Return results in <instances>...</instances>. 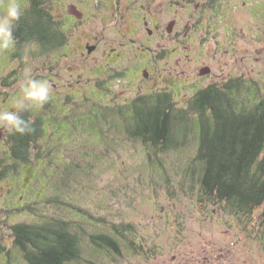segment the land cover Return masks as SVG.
Masks as SVG:
<instances>
[{
    "label": "rangeland",
    "instance_id": "1",
    "mask_svg": "<svg viewBox=\"0 0 264 264\" xmlns=\"http://www.w3.org/2000/svg\"><path fill=\"white\" fill-rule=\"evenodd\" d=\"M194 1L148 0L143 8L138 5L142 14L150 11L166 22L178 19L177 30L166 36H149L144 24L133 30L132 10L122 8L115 19L106 7L83 6L82 27L70 33L67 54L58 60L40 58L30 47L19 64H8L19 78L30 69L33 77L42 75L50 83L51 99L44 110L54 126L41 138L42 148L32 154L31 165H16L6 138L1 142L0 163L8 167L0 181V245L6 247L0 246V264H28L15 249L11 224L34 219L32 211L65 217L82 214V209L96 218H83L89 233L113 223H132L134 240L144 252H135L124 240L122 254L115 255L92 247L83 236L84 259L74 264H194L204 263L206 255L205 264H264L260 211L251 217L232 211L207 197L190 174L199 144L196 115L191 114L186 142L167 152L132 138L116 115L118 105L152 89L172 91L178 107L188 110L198 88L223 84L229 77L253 81L252 90L238 93L241 102L254 104L264 96V0H236L235 7L220 9L214 26L209 19L201 26L195 22ZM96 37L99 50L83 54L82 44ZM144 44L151 49L141 53ZM166 48L171 54H162ZM5 61L0 54V68ZM130 64L134 75L128 72ZM206 66L212 69L209 77L201 73ZM108 83L113 88L109 94ZM108 105L112 115L100 121L95 114L100 117ZM22 206L32 211L15 208Z\"/></svg>",
    "mask_w": 264,
    "mask_h": 264
},
{
    "label": "trees",
    "instance_id": "2",
    "mask_svg": "<svg viewBox=\"0 0 264 264\" xmlns=\"http://www.w3.org/2000/svg\"><path fill=\"white\" fill-rule=\"evenodd\" d=\"M48 19L45 14L42 26L35 29L37 33L53 34ZM29 33L33 35L31 30ZM234 78L198 90L188 110L178 107L172 91L160 90L137 96L125 103L120 113L128 135L157 152L179 148L186 142L194 113L199 144L190 174L207 197L232 211L251 217L259 210L264 229V96L255 99L254 104L241 102L238 93L246 89L245 83L240 77ZM99 113L100 117L95 116L102 121L101 117L106 116ZM24 118L32 120L34 130L12 136L11 157L16 165L32 164V154L42 148L41 138L54 126L45 117ZM15 208L19 212L32 211L29 206ZM32 212L34 219L11 224L15 249L28 264L82 262L83 236H87L92 247L115 255L122 254L124 240L135 252H144L143 245L134 240L136 230L132 223H113L109 229L89 233L81 224L86 222L83 218H96L87 210L65 217ZM0 246L6 250L5 245Z\"/></svg>",
    "mask_w": 264,
    "mask_h": 264
},
{
    "label": "flooded vegetation",
    "instance_id": "3",
    "mask_svg": "<svg viewBox=\"0 0 264 264\" xmlns=\"http://www.w3.org/2000/svg\"><path fill=\"white\" fill-rule=\"evenodd\" d=\"M93 1V2H92ZM148 0H99L98 2L96 0H20V3L22 4L24 8V14L22 15L21 19L16 23L14 30H13V35L15 38V45L14 48L11 50L3 53L6 56V64L4 65V68H0V71L5 72V74H2L0 76V111L3 110H9L14 108V98L19 94V89H18V82L22 79L18 77V70L15 69L12 66H8L10 63H15L17 64L20 63V61L23 59L25 56L26 51L29 50L30 47H33L34 50H36L37 56L40 58H44L46 55L49 57H53L54 60H58V58L61 56V54H67L68 49L67 47L69 46L70 42V33L74 28L76 30L82 25L80 23H83L81 19V16L84 15L83 6H94V8L99 9L101 7H106L107 9H110L113 11L112 16H117L115 19H117L121 14H123L122 8H125L127 10H132L131 12V25L133 30L136 28L134 25H137V29L139 24H144L145 28H147L148 35L153 36V35H165L167 34V31L172 33L173 30H177L179 21L178 19H172L170 22L164 21L160 15L158 17H154L152 12L148 11L151 13V16L148 12H144L143 14L141 13L140 7H144L146 4L145 2ZM236 0H197L196 1V6L198 9V15H196V23L201 26L202 24L205 23L206 19H209L208 24H212L214 26L216 24L215 20L217 16L220 14V9L224 10L226 7L229 6H236L235 4ZM8 0H3V3H0V15L4 14V7L7 4ZM195 2L194 0H183V3L190 4ZM147 5L150 4L146 2ZM176 4V2H175ZM246 8L248 9L247 2L244 4ZM171 7V6H168ZM249 12L250 9H248ZM61 11L63 12V15L61 16ZM45 14L49 18L50 22L53 25V34H49V36L44 35L43 33H37L36 27L39 26V24H43L44 16ZM263 14V11L261 15ZM154 17V18H153ZM31 25V28L29 27ZM73 27V28H72ZM192 27V24H188L187 30L190 31V28ZM136 29V30H137ZM32 31L33 35L29 33V31ZM35 30V31H34ZM35 34V35H34ZM57 35V38L55 36ZM166 36V35H165ZM31 37V38H29ZM50 37V38H48ZM52 42V43H51ZM136 42V41H132ZM101 41L96 37L94 40H87L82 44V48L84 50L82 51L83 54L88 51V53L91 55L93 51L97 52L100 48ZM132 46V45H131ZM93 47V49H92ZM144 50L141 51L146 53L148 49L150 50V46L148 44L143 45ZM113 50L115 48H112ZM162 54L166 55L168 53L171 54L172 50H161ZM115 53V52H114ZM119 51L115 55H120ZM143 57V55H141ZM122 58V56L120 57ZM51 65H55L54 62L50 63ZM111 64V63H110ZM142 65V64H141ZM146 65V62L144 61L143 63V71L145 77L149 76V69ZM2 67V66H0ZM210 68V71L212 70L210 66H206ZM17 68V67H16ZM40 71H43V68H39ZM135 68L130 66L128 67V72L129 74L134 75V70ZM147 73V75L145 74ZM202 73V71H201ZM212 73V72H211ZM211 73L206 77L211 76ZM39 74V73H38ZM203 75V74H202ZM13 77V80L11 79ZM123 75H121L122 79ZM240 77V76H237ZM42 79V75H38V79ZM51 79V77H50ZM242 82L245 83V88L247 90H252V80H244L242 77H240ZM232 80L234 81V77H229L227 78L226 81ZM212 83H217V82H212ZM209 83L208 85L212 84ZM109 86L106 87V91L108 94L110 92H113V88L110 86V83H108ZM206 85V86H208ZM204 86V87H206ZM198 88L195 93L200 90L201 88ZM157 89H152L150 93H155ZM162 91V90H161ZM194 93V94H195ZM108 94H104L106 97L111 99L112 97L109 96ZM141 94H138L139 96ZM104 96V97H105ZM136 96V97H137ZM135 97V98H136ZM113 99V98H112ZM134 100L131 99L132 102ZM50 102V101H49ZM48 102V103H49ZM47 103V104H48ZM128 103V102H127ZM107 110L104 111V116H111L113 107L108 105ZM122 104L118 105L116 114L118 117H121L122 114L120 113V110L122 108ZM45 105L43 108L39 109H32L28 112H25L23 115L24 117H46L45 116V110H44ZM109 110V111H108ZM123 117V116H122ZM15 133H10L7 128L0 127V145L1 142L3 141L4 138H6V142L9 144L10 147V153L13 147H11V142H12V136ZM7 164H2L0 163V181L3 179V177L6 174L7 170ZM208 260L207 255L204 257V263H201L199 261H195L194 264H205L206 261ZM193 262H191L192 264Z\"/></svg>",
    "mask_w": 264,
    "mask_h": 264
},
{
    "label": "clouds",
    "instance_id": "4",
    "mask_svg": "<svg viewBox=\"0 0 264 264\" xmlns=\"http://www.w3.org/2000/svg\"><path fill=\"white\" fill-rule=\"evenodd\" d=\"M23 14L24 8L20 0H8L4 14L0 15V54L14 48L13 30ZM17 86L19 94L14 98V108L0 111V127L7 128L10 133L30 134L34 130L33 122L25 119L23 114L32 109L43 108L51 99L52 87L47 80L33 77L30 69H25Z\"/></svg>",
    "mask_w": 264,
    "mask_h": 264
},
{
    "label": "water",
    "instance_id": "5",
    "mask_svg": "<svg viewBox=\"0 0 264 264\" xmlns=\"http://www.w3.org/2000/svg\"><path fill=\"white\" fill-rule=\"evenodd\" d=\"M92 49H93V47H92ZM210 72V68H208V67H205V68H203V70H202V74H207V73H209ZM146 75H147V73H145ZM1 139V138H0Z\"/></svg>",
    "mask_w": 264,
    "mask_h": 264
}]
</instances>
